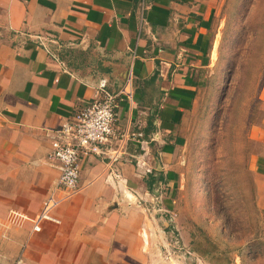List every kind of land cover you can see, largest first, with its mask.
I'll list each match as a JSON object with an SVG mask.
<instances>
[{
  "label": "crops",
  "instance_id": "obj_1",
  "mask_svg": "<svg viewBox=\"0 0 264 264\" xmlns=\"http://www.w3.org/2000/svg\"><path fill=\"white\" fill-rule=\"evenodd\" d=\"M226 1L0 0V264L153 262L150 216L178 178L190 114L221 55ZM24 33L62 45L50 53ZM129 77L132 96L117 97L118 159L82 157L79 188L56 193L60 222L33 229L60 175L55 132L102 80L118 93ZM259 97L251 137L264 146V84Z\"/></svg>",
  "mask_w": 264,
  "mask_h": 264
},
{
  "label": "rangeland",
  "instance_id": "obj_2",
  "mask_svg": "<svg viewBox=\"0 0 264 264\" xmlns=\"http://www.w3.org/2000/svg\"><path fill=\"white\" fill-rule=\"evenodd\" d=\"M220 18L221 55L190 114L168 207L150 216V264H264V146L251 137L262 115L264 0H227Z\"/></svg>",
  "mask_w": 264,
  "mask_h": 264
},
{
  "label": "built area",
  "instance_id": "obj_3",
  "mask_svg": "<svg viewBox=\"0 0 264 264\" xmlns=\"http://www.w3.org/2000/svg\"><path fill=\"white\" fill-rule=\"evenodd\" d=\"M24 35L50 53L53 52V45L57 47L62 45L58 38L49 34L24 33ZM131 84L132 80L129 77L126 85L118 93H113L107 89L106 81L102 80L97 97L57 129L52 138L49 160L58 167L60 175L54 188L44 199L40 212L32 219L33 229H38L43 220L60 222L54 214V209L61 200L56 193L59 189L71 193L79 188L82 157L91 154L99 156L109 154L111 162L118 159L119 149L114 147L120 140L115 126L117 97L122 94L131 97ZM135 157L140 163L139 156Z\"/></svg>",
  "mask_w": 264,
  "mask_h": 264
}]
</instances>
